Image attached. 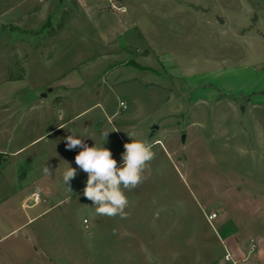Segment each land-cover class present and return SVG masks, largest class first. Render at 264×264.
Returning a JSON list of instances; mask_svg holds the SVG:
<instances>
[{"label":"rangeland","instance_id":"1","mask_svg":"<svg viewBox=\"0 0 264 264\" xmlns=\"http://www.w3.org/2000/svg\"><path fill=\"white\" fill-rule=\"evenodd\" d=\"M263 59L264 0H0V99L21 87H54L48 102L63 95L47 124L63 123L50 137L64 162L55 174L77 169L62 179L63 200L37 206L48 210L0 251V264L223 261L217 224L228 202L264 198V187H244L264 183V101L252 108V95L226 93L236 78L220 71ZM130 131L155 158L125 192L128 217L98 215L83 195L81 149L65 138L104 145L119 166Z\"/></svg>","mask_w":264,"mask_h":264},{"label":"crops","instance_id":"2","mask_svg":"<svg viewBox=\"0 0 264 264\" xmlns=\"http://www.w3.org/2000/svg\"><path fill=\"white\" fill-rule=\"evenodd\" d=\"M220 72L222 76L233 72L231 76L228 74V81L236 78L234 89L238 90L228 85L226 93L229 95H252L247 101L252 108L264 101L256 99L260 92H264V59L242 67H225ZM218 79L211 81L217 84L220 82ZM18 90L19 95L13 100H7L5 96L0 99V152L6 155L0 164V251L18 243L26 231H32L33 223L48 210L39 211L38 205L48 199L56 200V204L63 200L59 193L62 176L55 172L63 169L64 162L61 152L54 150V142L50 139L54 129L63 123L56 126L47 124L52 121L55 108L64 104V96L61 95L62 100L58 102H48L43 99L49 92H55L54 87L49 90L42 88L38 93L29 91L27 87ZM44 92L46 96L42 95ZM57 114L62 116L59 110ZM46 166L50 174L44 173ZM251 184H244V187H264V183ZM35 192L41 195L37 202L33 200ZM241 198L237 202L233 199L228 202L231 207L217 224L222 232L219 242L224 254L229 251L238 264H264V198L255 194H244ZM216 218H219L218 212ZM210 224L213 225L212 222ZM220 259L217 258L214 264H232Z\"/></svg>","mask_w":264,"mask_h":264},{"label":"clouds","instance_id":"3","mask_svg":"<svg viewBox=\"0 0 264 264\" xmlns=\"http://www.w3.org/2000/svg\"><path fill=\"white\" fill-rule=\"evenodd\" d=\"M108 134L103 133L104 140H107ZM127 134L131 142L123 145L125 151L121 154L122 163L119 166L112 151L104 145L89 146L84 142L85 139L74 133L65 138L67 149H81L75 156V163L87 174L83 195L92 202L98 215L126 219L129 213L125 209L129 206V200L125 192L143 183L144 173L155 158L153 145L148 139H138L135 131ZM43 171L50 174L47 166ZM76 176L77 169L68 164L62 173L64 184H70Z\"/></svg>","mask_w":264,"mask_h":264},{"label":"built area","instance_id":"4","mask_svg":"<svg viewBox=\"0 0 264 264\" xmlns=\"http://www.w3.org/2000/svg\"><path fill=\"white\" fill-rule=\"evenodd\" d=\"M120 106L121 107H125V104L124 102H120ZM41 199V195L39 192H35L33 193V200L35 202H37L38 200ZM206 216V219L209 223H211V221L217 217V212L216 211H213L211 213H208L205 215ZM84 222H87V220L85 219ZM256 245L254 242H252V248L255 249ZM224 259L226 261H229L231 262L232 264H238L237 261L233 258L232 254L229 252V251H226L225 254H224Z\"/></svg>","mask_w":264,"mask_h":264},{"label":"trees","instance_id":"5","mask_svg":"<svg viewBox=\"0 0 264 264\" xmlns=\"http://www.w3.org/2000/svg\"><path fill=\"white\" fill-rule=\"evenodd\" d=\"M6 155L0 152V164L5 160Z\"/></svg>","mask_w":264,"mask_h":264},{"label":"water","instance_id":"6","mask_svg":"<svg viewBox=\"0 0 264 264\" xmlns=\"http://www.w3.org/2000/svg\"><path fill=\"white\" fill-rule=\"evenodd\" d=\"M42 95L46 96V93L44 92V93H42ZM154 133H155V129L152 130V134H154Z\"/></svg>","mask_w":264,"mask_h":264}]
</instances>
